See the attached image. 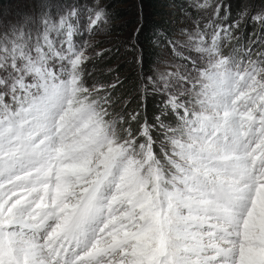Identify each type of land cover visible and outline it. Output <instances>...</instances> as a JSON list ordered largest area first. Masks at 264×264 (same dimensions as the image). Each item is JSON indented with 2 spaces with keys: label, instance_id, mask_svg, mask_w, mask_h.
I'll return each instance as SVG.
<instances>
[{
  "label": "snow or ice",
  "instance_id": "1",
  "mask_svg": "<svg viewBox=\"0 0 264 264\" xmlns=\"http://www.w3.org/2000/svg\"><path fill=\"white\" fill-rule=\"evenodd\" d=\"M74 16L0 23V264H264V50L224 53L238 21L197 31L205 66L169 97L175 126L156 118L161 160L153 125L134 134L85 85Z\"/></svg>",
  "mask_w": 264,
  "mask_h": 264
},
{
  "label": "rangeland",
  "instance_id": "2",
  "mask_svg": "<svg viewBox=\"0 0 264 264\" xmlns=\"http://www.w3.org/2000/svg\"><path fill=\"white\" fill-rule=\"evenodd\" d=\"M219 2V15H210L197 12L192 0H7L6 5L0 4V23H22L26 14H36L41 3L47 5L54 19L75 8L73 40L85 46L90 57L84 65L85 85H104L113 100L112 111L124 117V126L134 134L145 121L153 125V148L163 160V132L156 118L175 126L177 118L168 107V99L175 95L184 101L190 84L181 78L190 72L195 74L194 62L198 67L205 66L193 39L197 31L211 33L208 25L213 21V26L223 27L238 21L239 27L230 29L236 38L225 41L224 53L234 48L242 52L245 47L264 50V22L252 19L264 15V0ZM101 9L103 18L92 23ZM242 9L247 13L243 18ZM149 21L155 29L149 28ZM148 32L151 44L146 41ZM145 49L154 56L149 69L141 63ZM111 84L116 87L108 88ZM133 115L135 120L131 119ZM142 141L139 137L137 143Z\"/></svg>",
  "mask_w": 264,
  "mask_h": 264
},
{
  "label": "trees",
  "instance_id": "3",
  "mask_svg": "<svg viewBox=\"0 0 264 264\" xmlns=\"http://www.w3.org/2000/svg\"><path fill=\"white\" fill-rule=\"evenodd\" d=\"M0 4H3V5H6L7 4V0H1L0 1ZM149 28L150 29H155L154 25L152 24V22L149 21ZM147 39L146 41L151 44L153 39L152 37H149V32L147 33ZM143 54H144V58L142 59V65H145V68H150L152 67L153 65V60H154V56L152 55V51H149V50H144L143 51Z\"/></svg>",
  "mask_w": 264,
  "mask_h": 264
}]
</instances>
